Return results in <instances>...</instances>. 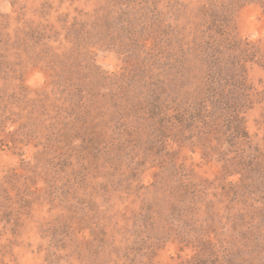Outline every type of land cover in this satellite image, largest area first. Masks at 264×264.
I'll return each instance as SVG.
<instances>
[{
    "label": "rangeland",
    "instance_id": "1",
    "mask_svg": "<svg viewBox=\"0 0 264 264\" xmlns=\"http://www.w3.org/2000/svg\"><path fill=\"white\" fill-rule=\"evenodd\" d=\"M252 147L264 0H0V264H264Z\"/></svg>",
    "mask_w": 264,
    "mask_h": 264
},
{
    "label": "trees",
    "instance_id": "2",
    "mask_svg": "<svg viewBox=\"0 0 264 264\" xmlns=\"http://www.w3.org/2000/svg\"><path fill=\"white\" fill-rule=\"evenodd\" d=\"M213 103L215 104V106H217L216 108H224L221 107L223 106V104L217 98ZM231 116L232 118L228 119L226 123L227 128H229L227 129L228 131H226L228 134L227 135V138L229 140L228 142L234 143L236 140L243 142L246 141L248 147L251 148L250 146L251 141L245 126L244 118L240 115V113H235V112ZM206 125L208 128H212L209 122ZM245 158L246 159L244 160V162H241L243 164L244 171L240 172L241 174L240 183H243L244 185L248 179L247 174H252V176H254L255 183L251 185L252 189L250 187L249 190L250 194H256V195L258 194L261 200H264V148L252 147V152L251 151L247 152ZM237 189H232V194L237 195L239 197H243L242 192L239 191V188Z\"/></svg>",
    "mask_w": 264,
    "mask_h": 264
}]
</instances>
